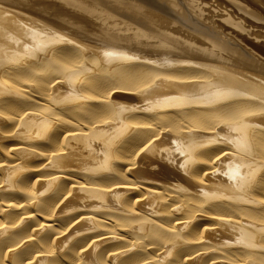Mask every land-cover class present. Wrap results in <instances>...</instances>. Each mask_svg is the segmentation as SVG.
<instances>
[{
	"label": "bare ground",
	"instance_id": "6f19581e",
	"mask_svg": "<svg viewBox=\"0 0 264 264\" xmlns=\"http://www.w3.org/2000/svg\"><path fill=\"white\" fill-rule=\"evenodd\" d=\"M0 264H264V0H0Z\"/></svg>",
	"mask_w": 264,
	"mask_h": 264
}]
</instances>
